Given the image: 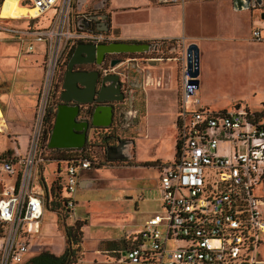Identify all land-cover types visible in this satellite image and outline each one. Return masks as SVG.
<instances>
[{"label":"built area","instance_id":"2783aa9c","mask_svg":"<svg viewBox=\"0 0 264 264\" xmlns=\"http://www.w3.org/2000/svg\"><path fill=\"white\" fill-rule=\"evenodd\" d=\"M12 1L35 10L27 19L52 12L44 26H9L0 17V32L26 43V52L37 48L43 56V111L59 86L57 72L71 46L78 41L97 44L109 37L103 31L77 28L70 18L71 0ZM251 37L261 40L259 28L251 29ZM188 78L184 70L186 88ZM183 101L174 124L173 159L156 166L161 212L144 220L142 232L133 233L134 242L119 252L116 262L258 264L264 239V118L240 106L209 110L188 93ZM43 129L40 116L26 154L0 157V264H23L39 233L45 197L43 190H34L33 178L41 163H54V180L64 192V210L72 219H77L74 194L80 174L95 163L81 155L82 148L72 149L77 154L66 160L46 157L50 149L41 147Z\"/></svg>","mask_w":264,"mask_h":264},{"label":"rangeland","instance_id":"374dc122","mask_svg":"<svg viewBox=\"0 0 264 264\" xmlns=\"http://www.w3.org/2000/svg\"><path fill=\"white\" fill-rule=\"evenodd\" d=\"M77 2L71 0L70 18L75 22L81 18L78 15L76 17L75 13L84 14L93 9L84 1L77 10ZM233 11L231 0H188L186 28L192 35L190 39L151 42L148 51L132 53L129 56L134 58L133 61L121 62L114 67L123 81V100L115 104V120L112 125L97 130L99 133L90 131L88 142L83 148L95 163L86 175L91 179L88 187L77 188L74 194L75 216L84 224L80 227L79 247L72 264H134L117 263L116 258L132 233L142 232L144 220L152 213L161 212L157 202L159 171L156 165L173 159L176 114L187 93L209 110H228L240 106L255 112L262 107L264 0L240 10L249 17L252 15V25L260 28V41L251 37L250 23L245 17L235 21L227 17ZM27 16L22 18L27 19ZM3 22L21 27L23 21L10 19ZM33 23L34 26L38 25ZM38 23L44 24L46 19ZM191 42L202 46L198 47L201 68L197 76L198 86L189 89L184 83V70L185 48ZM42 58L37 48L26 52V43L7 32H0V79H6L17 90L27 87L30 82L28 79L42 80L38 66L43 67ZM41 88L40 82L35 91L36 99L30 122L12 121L8 117L7 123L0 120V157L10 156L14 152L24 156L36 119L42 116L44 125V115L58 88L46 100L43 111ZM147 97L154 109L152 115L150 113L148 119H145ZM159 106L164 110L159 112ZM154 115H162L168 121L163 123L162 119ZM104 133H108L107 142ZM116 142L125 143L124 152L127 157L122 160L106 159L105 145ZM59 155L57 151H50L46 157ZM136 157L147 164L137 161ZM156 158L160 159L156 161ZM135 165L145 167L141 170L110 172L109 180L106 179L110 168ZM40 166L43 170L41 174L38 168L35 171L34 190L44 189L41 177L48 183L54 163L44 160ZM73 222L71 217L62 219L44 207L39 233L27 256L45 249L53 254L61 253L64 247L62 227ZM256 258L258 264H263L264 239Z\"/></svg>","mask_w":264,"mask_h":264},{"label":"water","instance_id":"95a60500","mask_svg":"<svg viewBox=\"0 0 264 264\" xmlns=\"http://www.w3.org/2000/svg\"><path fill=\"white\" fill-rule=\"evenodd\" d=\"M85 0H78L76 9L79 10L81 3ZM255 0H231V6L235 10L246 9L253 6ZM83 6V5H82ZM85 6V5H84ZM264 17V14H262ZM104 14H90L87 19L96 21L99 26L95 29L107 32V25L102 22ZM87 19L81 17L76 20L75 25L79 29L87 28ZM102 26V28L100 27ZM150 48L148 42H127L109 40L101 43L77 42L70 53L64 68L59 93L60 102L55 105L52 127L46 141L48 149H79L84 146L91 131L87 119H78L81 105L102 101H120L123 99V82L121 83L118 73L99 74L98 70H75L73 67L78 64H98L105 54L111 53H135L145 52ZM120 60H109V67L116 66ZM185 71L188 75V88L198 86L199 73V48L197 44L188 43L185 48ZM103 107L96 106L86 114L91 113V124L95 125V114L101 112ZM110 120V112L102 121L106 124ZM125 143L117 142V146H106V159H124Z\"/></svg>","mask_w":264,"mask_h":264},{"label":"crops","instance_id":"0c3cea01","mask_svg":"<svg viewBox=\"0 0 264 264\" xmlns=\"http://www.w3.org/2000/svg\"><path fill=\"white\" fill-rule=\"evenodd\" d=\"M187 1L188 0L183 1L182 4H161L158 3L157 0H95L94 3H92V7L93 9L97 10L98 14L105 15V18L104 20H102V22H104L108 27L107 34L109 40L154 43L163 40L182 38L184 41L186 39H190L189 36L191 37L192 35L187 31L186 28ZM233 10L234 11L230 12L229 15L227 14V17L231 18L234 21L238 20L241 17H245L246 20L250 23V32L251 29L258 28L257 26L254 27V25H252V15L249 17L248 14H246L244 11L235 9ZM6 18L19 19L12 17ZM100 27L102 28V26ZM192 38L194 39V36ZM197 46L200 48L202 44L199 43ZM38 66L41 69L42 75V68L40 65ZM200 69L199 59V70ZM28 80L30 82H28L27 87L21 88V90H17L16 87L13 84L8 83L6 79H0V111L2 116L1 120H3L5 123H7V117L12 121H31L36 99L35 91L41 82V78L40 80ZM153 109L154 108L147 97L145 101V119H148L150 113L152 115ZM169 109L170 111H172L171 108ZM161 110L164 109L159 106L158 111L160 112ZM106 113L107 111L104 108L101 112H96L95 120H97L98 122L104 121L106 118ZM154 116L162 119L163 123L168 121V118H165L162 115ZM136 159L137 161H141L143 163L145 162L144 160L138 159L137 157ZM159 159L160 158H156L154 160L157 161ZM143 167L145 166L135 165L126 168L113 167L108 169L109 172L106 179L109 180L108 177L110 175V172H118L122 171L123 169L141 170ZM89 170L81 172L78 188L88 187V183L91 181V179H89L86 175Z\"/></svg>","mask_w":264,"mask_h":264},{"label":"trees","instance_id":"16d2710c","mask_svg":"<svg viewBox=\"0 0 264 264\" xmlns=\"http://www.w3.org/2000/svg\"><path fill=\"white\" fill-rule=\"evenodd\" d=\"M51 11L47 12L46 14L40 15L38 17H34L32 19H23L22 17L19 18L21 19L22 25H33L35 22L38 24L37 26H44L48 23V20L51 15ZM42 19H46V23L44 24H39V21H42ZM10 20V18H3L2 21ZM38 20V21H37ZM37 21V22H36ZM73 46H71L70 50L68 51L67 55L65 56L63 63L59 67V70L57 72V81L59 86L61 85L62 81V75L64 72L63 66L66 64V61L73 49ZM41 54V52L39 51ZM42 56V55H41ZM43 57V56H42ZM262 107L259 109V111L253 112L256 118L263 119L264 118V102L261 103ZM55 113V102L51 101L50 104L48 105V108L46 110V113L44 115V129H43V137H42V144L41 147L43 149L44 146L46 145V141L48 138L49 131L52 127V122H53V117ZM46 150V149H45ZM50 151H57L60 153L59 156L54 157L60 160H66L69 159L71 156L77 154L76 150L72 149H50ZM81 155L85 156L86 158L90 159L89 156L84 152L83 148L81 149ZM92 160V159H90ZM143 164H147L146 162ZM93 166L90 167V169ZM40 174L42 173V168L41 166L38 167ZM42 183L44 185V197H45V208L50 209L55 212L56 216L59 215L62 219L69 217L64 210V198L63 194L64 192L61 189V186L57 184L56 180H54V172H52V177L46 183L45 180L41 177ZM48 207V208H47ZM50 207V208H49ZM53 207V208H51ZM74 221L72 224H64L62 229H63V234H64V247L59 254H53L49 250H42L40 252L33 253L30 257L27 256L26 260L23 264H72L75 261L76 258V251L78 250L79 247V242H80V237H81V230L80 227L82 226V223L84 224V221H79L77 219H72ZM135 235L132 234L131 238L126 242V245L124 248H126L129 244L134 242Z\"/></svg>","mask_w":264,"mask_h":264},{"label":"flooded vegetation","instance_id":"af4514ba","mask_svg":"<svg viewBox=\"0 0 264 264\" xmlns=\"http://www.w3.org/2000/svg\"><path fill=\"white\" fill-rule=\"evenodd\" d=\"M85 2L90 4V7H92V3H94V1H92V0H85ZM254 2H255L254 5H256V4H259V2H262V0H255ZM90 14H98V12H97L96 9H92L91 11L84 12V14L75 13V16L77 17V15H78V16H81V17L87 19V16L90 15ZM74 24H75V21H74ZM97 26H99V25L97 24L96 21H93L91 19H87V28L86 29L96 30L95 28ZM105 33L107 34V32H105ZM108 41L109 40L103 41V42H108ZM79 42H88V41H79ZM88 43H93V42H88ZM99 43H101V42H99ZM130 54H132V53L126 52V53L105 54L98 64H95V63L78 64V65H75L73 67V69H75V70H94L95 69V70H98L100 75L103 74V73H110V72L117 73L114 70L115 66L114 67H109V65H108L109 60H111V59L120 60V62L118 64H120L121 62L128 63V62L134 60L133 57L129 56ZM64 68H65V65H64ZM120 81H121V83L123 82L121 79H120ZM123 87H124V85H123ZM57 88H58V90L55 91L56 92V96H54L53 100H52L53 102H55V105L60 102L59 93H60V91L62 89L61 85L57 86ZM123 89H122V92H123ZM122 100H120V101H102V102L97 101V102H93L91 104L81 105L80 106L81 113H80L78 119H87L88 122H89V127L92 128L91 131H93V133H99V132H97V130L102 129V128H107V127L112 125V123L115 120V104L120 103ZM98 105H101L106 111L108 110V112H110V120L109 121H105V122H107L106 124H103L102 122H98L97 120H95V125H92L91 124V113L86 114V110L90 109V111H92V109L95 108ZM103 137L105 138V140L107 142L108 140L106 138L108 137V133H104ZM88 139H89V135H88L87 140L85 141L84 146L82 148H85V145L87 144ZM106 146H110V147L117 146V142L113 143V144H108L107 143L105 145V147ZM104 154H105V156L107 154V151L105 150V148H104ZM119 160H122V159H119Z\"/></svg>","mask_w":264,"mask_h":264},{"label":"bare ground","instance_id":"6f19581e","mask_svg":"<svg viewBox=\"0 0 264 264\" xmlns=\"http://www.w3.org/2000/svg\"><path fill=\"white\" fill-rule=\"evenodd\" d=\"M35 10L33 8H24L19 6L12 0H4L0 5V17H12V18H20L25 16H34ZM1 111H0V120H1ZM2 124L0 123V132H1Z\"/></svg>","mask_w":264,"mask_h":264}]
</instances>
